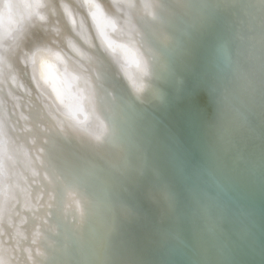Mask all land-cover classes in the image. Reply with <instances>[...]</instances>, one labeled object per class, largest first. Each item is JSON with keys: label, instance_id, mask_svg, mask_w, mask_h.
<instances>
[{"label": "bare ground", "instance_id": "bare-ground-1", "mask_svg": "<svg viewBox=\"0 0 264 264\" xmlns=\"http://www.w3.org/2000/svg\"><path fill=\"white\" fill-rule=\"evenodd\" d=\"M35 2L0 5V264H264V0ZM60 13L65 52H28Z\"/></svg>", "mask_w": 264, "mask_h": 264}, {"label": "snow or ice", "instance_id": "snow-or-ice-1", "mask_svg": "<svg viewBox=\"0 0 264 264\" xmlns=\"http://www.w3.org/2000/svg\"><path fill=\"white\" fill-rule=\"evenodd\" d=\"M89 4L92 8L95 9V11L91 13L92 18L95 20L98 14H102L101 4L96 3L95 0H89ZM105 4L107 5V0H105ZM0 5L4 7L7 13H12L13 9L18 7V5L12 3V0H0ZM46 5L51 6L50 4H46L45 0H36L34 4L27 5V7L39 10V9L44 8ZM107 6L109 8V11H111L112 6L111 5H107ZM159 6L160 5H159V0H158V2L154 5V7L155 9H157ZM56 7L58 11L61 7H64L65 11H67L66 5H61L57 3ZM145 7H147V5H145ZM82 9H83V5H81L80 8L77 9L78 15ZM36 14L39 15L38 12ZM39 18L41 20L45 19L44 16H40ZM151 19L152 20L156 19V11L151 15ZM86 20H87L86 16L78 20L77 18L72 17L71 14H69L67 19H65L64 14L60 13L59 16H56L49 20V25L47 26L37 25L36 27L31 28L29 29V31L25 32L22 37L24 47L28 49V52H32L33 50H38L40 52H43L44 54H52V55L59 57L61 52H65L66 34L72 33V32H77L78 34V26L82 28ZM111 27H112L113 33H116L118 31L116 21L111 22ZM142 31H143L142 27H140V29L137 30V35L140 36V40H139L140 46L144 48V44L142 42ZM69 43L71 42L69 41ZM119 47L123 48V45ZM54 49L56 51H53ZM109 50H111L112 52L116 51V48L113 47V44L110 41L106 43V46L104 43L93 46L92 56L94 57L95 67H93L89 71L88 80L90 82H86L84 86V93H86V95L82 94L81 96V101H82L81 111L83 112L84 102H87L88 104L92 105V116L97 122H99V124L105 130L107 129V125L104 122V120L101 118L100 107L98 103V98L100 95V90L98 88V82L102 81V74L98 68V65L102 63V61L99 59L96 53L102 51L104 54H107ZM23 55L25 57V62H24L23 68H21V73L24 77H27L29 74V69H28L27 59H26L27 53H24ZM69 59L71 58L69 57ZM19 61H20V57H17L18 64H19ZM147 66H148V61H145L146 72H147ZM29 84H31V81H29ZM28 90L30 91L31 89L29 88ZM113 98H115L114 94H113ZM86 119H88L87 116H85V120ZM80 123H83V121H81ZM59 129L61 132L67 134V131L65 128L61 127ZM22 131L30 133L32 129L25 127L22 129ZM42 131H48V129L42 128ZM4 135L8 136L9 138L15 137L16 135L15 129L9 128L8 131L4 133ZM94 141L99 143L102 141V137L97 136L94 138ZM43 143L46 144L47 140L45 139ZM36 151L38 153L37 158H39V155H45L43 148H40V147L36 148ZM10 159H11L10 156L6 157V161H5L9 170H10V165H8V161ZM55 199H57V196L55 193L52 192L51 194H49L50 201H54ZM9 264H26V259L23 257L21 259L10 258ZM36 264H40V261L37 260Z\"/></svg>", "mask_w": 264, "mask_h": 264}]
</instances>
